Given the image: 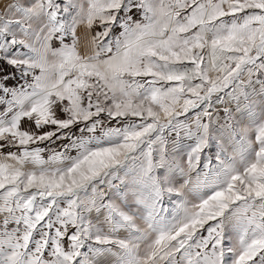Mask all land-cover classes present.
<instances>
[{"label": "snow or ice", "instance_id": "obj_1", "mask_svg": "<svg viewBox=\"0 0 264 264\" xmlns=\"http://www.w3.org/2000/svg\"><path fill=\"white\" fill-rule=\"evenodd\" d=\"M0 264H264V0H0Z\"/></svg>", "mask_w": 264, "mask_h": 264}]
</instances>
